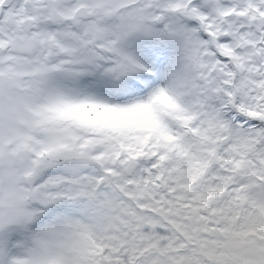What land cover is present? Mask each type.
Wrapping results in <instances>:
<instances>
[{
	"label": "snow or ice",
	"instance_id": "snow-or-ice-1",
	"mask_svg": "<svg viewBox=\"0 0 264 264\" xmlns=\"http://www.w3.org/2000/svg\"><path fill=\"white\" fill-rule=\"evenodd\" d=\"M0 264H264V0H0Z\"/></svg>",
	"mask_w": 264,
	"mask_h": 264
}]
</instances>
